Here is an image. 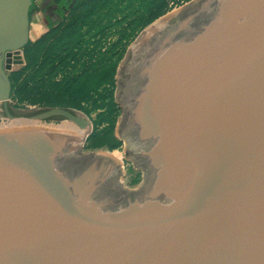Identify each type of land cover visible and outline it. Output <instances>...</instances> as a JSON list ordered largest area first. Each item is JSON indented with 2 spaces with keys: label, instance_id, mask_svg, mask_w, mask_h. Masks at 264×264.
<instances>
[{
  "label": "water",
  "instance_id": "obj_1",
  "mask_svg": "<svg viewBox=\"0 0 264 264\" xmlns=\"http://www.w3.org/2000/svg\"><path fill=\"white\" fill-rule=\"evenodd\" d=\"M156 21L116 78L140 186L121 188L109 151L82 150L74 109L27 120L85 133L0 128V264H264V0H194Z\"/></svg>",
  "mask_w": 264,
  "mask_h": 264
},
{
  "label": "rangeland",
  "instance_id": "obj_2",
  "mask_svg": "<svg viewBox=\"0 0 264 264\" xmlns=\"http://www.w3.org/2000/svg\"><path fill=\"white\" fill-rule=\"evenodd\" d=\"M192 1L115 0L98 7L94 0H59L64 7H58L51 15L35 13V7H31L26 17L22 14L23 21L36 25V17H39L48 35L37 43L28 40L22 44L19 49L23 58L14 61L6 53L0 60V67L8 78L11 72L22 70L15 84L18 92L14 95L10 82L8 107L20 121L30 124L32 120H27V117L43 108L63 107L82 113L90 124L82 150L120 154L117 159L119 184L128 192L136 190L142 182L143 170L135 167L132 156H125L126 140L117 133L122 117L116 95L119 65L130 46L151 24ZM93 3L97 9L82 27L81 37L76 43L72 21L79 17L80 12L82 16L88 15ZM152 15L158 16L144 24ZM3 90L4 82L0 76V128H11L10 123L16 125L15 121L19 119L5 115ZM65 122L73 127L68 130L85 131L64 118L35 121L31 125L55 127Z\"/></svg>",
  "mask_w": 264,
  "mask_h": 264
},
{
  "label": "crops",
  "instance_id": "obj_3",
  "mask_svg": "<svg viewBox=\"0 0 264 264\" xmlns=\"http://www.w3.org/2000/svg\"><path fill=\"white\" fill-rule=\"evenodd\" d=\"M61 6L64 7L59 0H0V60L6 53L19 49L28 40L38 39L46 31L42 19L36 17V25H32L23 21V13L26 17L31 7H35V13L51 15Z\"/></svg>",
  "mask_w": 264,
  "mask_h": 264
},
{
  "label": "trees",
  "instance_id": "obj_4",
  "mask_svg": "<svg viewBox=\"0 0 264 264\" xmlns=\"http://www.w3.org/2000/svg\"><path fill=\"white\" fill-rule=\"evenodd\" d=\"M94 1L99 4L98 7H104L108 3L113 2L115 0H94ZM95 9H97V8H96V5L93 3L91 5V9L88 11V15H86V16L83 15L82 16L81 15L82 12H80L79 17L76 20L72 21V28L74 29L73 30V32H74L73 38L76 41V43L79 41V38L81 37V29H82V27L87 24V20H88L89 16L91 14L95 13ZM156 16H158V15H152L144 24H147L148 22H150V20L154 19ZM46 35H48V33L47 34L44 33L43 35H41L40 38H38V39H36L34 41V43L39 42ZM24 58H25V53H24ZM27 66H28V64H27ZM21 71L22 70H15V71H13V72H11L9 74V79H10L11 86H12V89H13V95L16 94V92H18L17 89L15 88L16 87L15 84L18 81L19 76L21 75ZM58 85L61 86V84H58Z\"/></svg>",
  "mask_w": 264,
  "mask_h": 264
},
{
  "label": "bare ground",
  "instance_id": "obj_5",
  "mask_svg": "<svg viewBox=\"0 0 264 264\" xmlns=\"http://www.w3.org/2000/svg\"><path fill=\"white\" fill-rule=\"evenodd\" d=\"M16 123V125H11V123H10V125L9 126H11V127H15V126H20L21 124H22V126H24V125H30V122H26V121H20V120H18V121H15ZM33 124V123H32ZM8 126V125H7ZM60 126H61V128H60ZM59 127V128H58ZM53 130H57V131H62L61 129H70V128H73L70 124H66V122H65V124L63 123V124H61V125H59V126H55V127H51ZM86 131V130H85ZM85 131H83L84 133H85ZM117 152H115L114 151V153L113 154H111L112 156H114L116 159H118L120 156V154H116Z\"/></svg>",
  "mask_w": 264,
  "mask_h": 264
},
{
  "label": "flooded vegetation",
  "instance_id": "obj_6",
  "mask_svg": "<svg viewBox=\"0 0 264 264\" xmlns=\"http://www.w3.org/2000/svg\"><path fill=\"white\" fill-rule=\"evenodd\" d=\"M57 117L59 118V116H54L53 118H51V120H56Z\"/></svg>",
  "mask_w": 264,
  "mask_h": 264
}]
</instances>
